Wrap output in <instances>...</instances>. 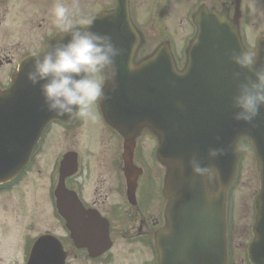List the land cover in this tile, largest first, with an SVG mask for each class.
I'll return each mask as SVG.
<instances>
[{"label":"water","instance_id":"water-1","mask_svg":"<svg viewBox=\"0 0 264 264\" xmlns=\"http://www.w3.org/2000/svg\"><path fill=\"white\" fill-rule=\"evenodd\" d=\"M219 17L226 19L224 13L201 12L195 20L197 35L183 76L176 74L171 57L162 50L153 56L155 59L144 61L135 73L127 70L138 38L129 23L126 0H118L114 13L96 17L91 29L111 36L115 46L124 52L116 60L118 88L115 93L109 92L110 86L106 88L105 95H111V99L101 102L100 107L106 122L124 137L125 159L130 158L137 129L147 126L159 136L157 158L170 167L164 195L172 199V204L167 211L169 226L156 236L159 264H224V200L240 151L239 146L234 153L233 147L242 139L253 148L261 177L255 203V241L249 249V259L253 264H264V108L253 122L255 127L232 119L235 86L231 76L238 69L229 62L228 54L243 48L236 24L227 19L221 24ZM57 39H52L44 52ZM67 42L66 38L64 43ZM255 56L259 67L264 62V40L258 42ZM31 67L29 57L20 65L10 88L0 93V184L23 170L50 122L69 123L67 117L57 118L42 110L40 84L33 87L26 78ZM221 148L226 155L208 160L209 149ZM193 156L204 161L202 166L218 173L214 174L216 193L212 199L208 196L207 177H194L188 166ZM74 160V154H67L60 164L54 191L56 208L76 245L92 252L108 239V225H90L98 218L85 212L75 195L65 188V179L76 171ZM177 162L183 163V171ZM107 246L104 243L102 249ZM65 258L55 238L42 236L27 264H64Z\"/></svg>","mask_w":264,"mask_h":264},{"label":"rangeland","instance_id":"rangeland-1","mask_svg":"<svg viewBox=\"0 0 264 264\" xmlns=\"http://www.w3.org/2000/svg\"><path fill=\"white\" fill-rule=\"evenodd\" d=\"M6 1H8L5 2L8 8L11 6L13 9L8 14L6 11L8 8L5 9L0 5V50L17 60L24 51L15 52L14 45L18 42L22 44L20 42L24 41L23 35L28 36L30 44L27 43V45L34 49L40 42H35L36 39L47 38L52 28L55 29L49 11L57 0H47L48 2L45 0ZM65 2H70V0H65ZM42 3V8L31 24L32 29L30 27L27 29V23L24 21L29 11ZM113 5L114 0H81V10L88 15H96ZM43 10L45 14H41ZM245 15L244 19L247 23L243 24L244 40H246L248 49L254 52L257 40L264 36V1H258L246 7ZM171 18H173L172 15ZM38 23H42L41 34H36L39 29ZM8 69L9 66H0V82L3 84H6L4 79ZM7 88L8 84L4 86L0 84L1 92ZM95 114V121H82L80 127H73L70 131H66V134L59 128H51L21 180L12 188V191L8 192V196H0V264H22V261L18 260L21 253L23 256L24 247L26 248L30 240L40 234L50 232L59 237L66 236L64 225L56 216L52 196L57 180L58 163L62 154L71 151L79 153L82 157L80 180L83 179L85 183L82 192L92 191L96 186L97 189L101 188L102 184L97 182L98 179L99 181L105 180L107 175L114 173L112 163L121 159V145L118 139H113V133L107 129L102 120L100 121L96 109ZM151 141L150 134H145L140 138V143H144L150 155L152 148H149L147 144H151ZM102 159H105L107 163ZM240 164L238 178L236 177L232 183V194L228 199L235 239L232 264H248L244 259L245 247L252 238L251 227L255 217L253 201L259 192V173L252 149L242 148ZM164 171L162 170L161 177L152 187L155 188V192L161 193ZM150 191L153 193L152 189ZM211 191H215V187ZM120 219L125 220L122 217ZM127 250L124 243L117 241L112 253L127 254L126 259L132 258L133 264H144L147 260L150 261L147 251H138L139 257L147 256L146 260L143 256L144 261H138L137 258L133 259L135 253L127 252ZM125 263L131 264L130 262ZM148 263L151 264V262ZM69 264L83 263L75 262L70 258Z\"/></svg>","mask_w":264,"mask_h":264},{"label":"flooded vegetation","instance_id":"flooded-vegetation-1","mask_svg":"<svg viewBox=\"0 0 264 264\" xmlns=\"http://www.w3.org/2000/svg\"><path fill=\"white\" fill-rule=\"evenodd\" d=\"M115 1L116 0H114V2ZM258 1L262 2L264 0H127L132 24L142 40V47L139 51L141 55H139V57H145L157 52L161 48H166L171 53L177 67L182 68L186 61L187 47L196 32L194 19L199 11H226L227 17L231 20L235 19L238 13L239 30L241 36H243V24L247 23L244 19L246 16V7L251 4H256ZM5 2L8 1L0 0V5L7 9L8 4ZM42 6L43 3L30 10L31 14L29 11L24 21L27 23V29H29V27L32 29L31 24L34 22ZM12 9L13 8L9 6L8 10H6L8 14L12 12ZM41 14H45L44 10ZM171 15L173 18H171ZM152 18L155 21H153ZM37 27L39 29L36 31V34H41L42 23H38ZM28 32L30 33V30H28ZM56 33L57 30L52 28L47 38L42 37L40 40L36 39L35 42H40H38V46L36 45L37 47L34 49H31L30 46L27 45V43L30 44L28 36L23 35L24 41L20 42L22 44L20 45L18 42L14 45L15 52L24 51L17 60H14V58L12 59L11 56L4 54L3 50H0V54L3 55H0V66H9L4 83L9 84L11 77L23 58L43 50L49 38ZM0 84L6 85L3 84V82H0ZM53 126V128L61 129L65 134L67 133L66 131H70V129L74 127L61 124H55ZM145 134L150 133L148 131H143L141 138ZM112 137L116 139L115 136L112 135ZM140 144L142 150L139 154L134 155L133 159L135 167L140 171V176L136 182V188L126 186L123 177V163L120 162L119 159L112 163L114 168L113 174L110 173L107 175L105 180L99 181L98 179L97 182L102 184L101 188L97 189L96 186L92 191L82 192L85 183H83V179L80 180V162L77 174L66 181L69 185L68 188L76 193L85 210L95 212L107 221L111 246L109 252L98 257H90L85 250L77 248L71 238H68L69 247L67 253L71 260L74 259L75 262L80 261V263L83 264H126L125 262L133 264L134 262L131 261L132 258L126 259L127 254L116 255L112 253L117 241H121L127 246V252L135 253L133 259L137 258L138 261H144L143 258L145 257L146 260V255H142L141 257L138 255V251L144 250L149 252L148 254L150 255V261L147 260L144 264H149L148 262L155 264L156 253L154 248V237L157 229L164 223L166 202L159 192H155V188H153L152 194L146 188V179L149 181L155 180L154 184L151 183V187H154L158 178L161 177L162 172L159 166L157 170L155 169L156 167L147 166L151 164L156 165L157 163L154 161V158L150 156L144 143ZM147 145L149 148H154L157 145L156 140L152 138L151 144ZM80 160L81 158L79 157V161ZM102 160L107 163L105 159ZM144 177L146 179H144ZM13 187L14 186H8L4 190H0V196H8V192L12 191ZM120 217L125 220L121 221ZM101 225L105 224L102 223ZM44 234L55 236V234L50 232L40 234L39 236ZM37 237L30 240L24 251L25 255L22 256L21 254L19 261L21 262L24 259L23 264H26L30 249ZM227 238V264H232L234 262L233 252L235 250V239L230 230L227 231Z\"/></svg>","mask_w":264,"mask_h":264},{"label":"clouds","instance_id":"clouds-1","mask_svg":"<svg viewBox=\"0 0 264 264\" xmlns=\"http://www.w3.org/2000/svg\"><path fill=\"white\" fill-rule=\"evenodd\" d=\"M81 8V0H57L51 7L49 15L58 32L57 42L49 45L42 55L33 53L32 67L26 76L33 87L40 84L42 110L57 118L67 117V122L95 121L97 104L111 99V95H105V87L110 86L111 93L118 88L116 60L124 55L111 36L91 31L96 17L85 14ZM219 22L224 24L227 21L219 17ZM66 38L68 42L64 43ZM228 60L238 69L231 76L235 86V94L231 97L232 119L255 127L253 122L264 108V62L257 67V57L244 49L228 54ZM138 67L130 54L127 70L135 73ZM245 72L250 75H245ZM176 74L183 76L186 73ZM233 151H239L238 144ZM226 154L222 148L209 149L208 160ZM177 163L183 171V163ZM203 163L195 156L188 161L194 177L218 175L216 170L202 166ZM208 196L209 199L214 198L210 191Z\"/></svg>","mask_w":264,"mask_h":264}]
</instances>
